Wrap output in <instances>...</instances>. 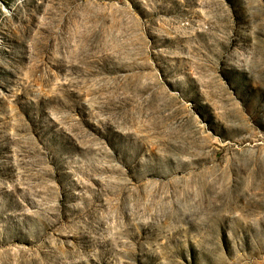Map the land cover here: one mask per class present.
Returning <instances> with one entry per match:
<instances>
[{"label": "rangeland", "instance_id": "obj_1", "mask_svg": "<svg viewBox=\"0 0 264 264\" xmlns=\"http://www.w3.org/2000/svg\"><path fill=\"white\" fill-rule=\"evenodd\" d=\"M0 264H264V0H0Z\"/></svg>", "mask_w": 264, "mask_h": 264}]
</instances>
